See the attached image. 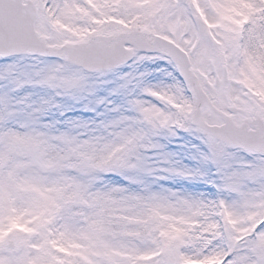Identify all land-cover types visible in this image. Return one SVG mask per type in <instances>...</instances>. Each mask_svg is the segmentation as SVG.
Instances as JSON below:
<instances>
[{
  "label": "snow or ice",
  "instance_id": "obj_1",
  "mask_svg": "<svg viewBox=\"0 0 264 264\" xmlns=\"http://www.w3.org/2000/svg\"><path fill=\"white\" fill-rule=\"evenodd\" d=\"M0 264H264V0H0Z\"/></svg>",
  "mask_w": 264,
  "mask_h": 264
},
{
  "label": "rangeland",
  "instance_id": "obj_2",
  "mask_svg": "<svg viewBox=\"0 0 264 264\" xmlns=\"http://www.w3.org/2000/svg\"><path fill=\"white\" fill-rule=\"evenodd\" d=\"M129 69H125L128 71ZM163 77L154 78L151 80L152 83H159ZM79 107V106H78ZM69 115L82 117L84 119H91L94 117V113L85 112L82 110H75ZM193 137L187 136L186 134H181L179 138H177L173 143L168 145V151L174 155V159L178 160L182 165L187 166L189 168L199 167V161L197 159H193L192 157L195 155L194 151L191 150V145L198 144ZM185 145H189V147H185ZM215 169H212L209 172V178L214 179ZM165 187L173 188L175 190L180 191H188L193 193H208L212 194L215 192V189L211 186V184L207 183H190L185 180H175V181H165L163 182Z\"/></svg>",
  "mask_w": 264,
  "mask_h": 264
}]
</instances>
